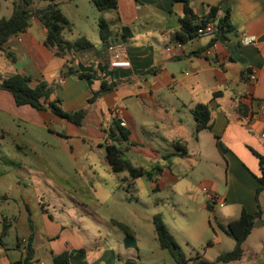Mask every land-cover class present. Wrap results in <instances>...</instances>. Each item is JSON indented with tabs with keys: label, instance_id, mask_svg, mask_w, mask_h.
<instances>
[{
	"label": "crops",
	"instance_id": "obj_1",
	"mask_svg": "<svg viewBox=\"0 0 264 264\" xmlns=\"http://www.w3.org/2000/svg\"><path fill=\"white\" fill-rule=\"evenodd\" d=\"M3 2L11 5V0H2L0 9ZM55 3L67 23L62 31L63 39L72 43L85 38L93 47L56 56L44 44L46 29L38 19L32 18L24 33L5 44L9 57L0 51V58L6 63L0 69V80L20 74L30 78L31 87L44 82L52 88V99L61 101L63 111L87 110V113L82 124L76 126L49 112L29 106L16 107L12 96L0 90V133L2 137L17 136L24 125H30L47 129L71 143L103 148L104 169L114 183L113 189L103 199L94 198L98 205L94 209L84 205L81 199L72 200L75 197L68 193L69 203L79 202L88 211H77L78 220L67 222L55 219L48 209L39 205L33 191L23 185L24 176L17 174V170L1 174L0 205H15L18 215L10 210L0 212V235L4 234L0 264L21 260L30 236L34 250L32 264H53L55 256L81 249L86 251L87 264H140V244L154 251H166L160 249L153 218L159 215L172 236L165 217L168 204L172 208L170 222L174 225L185 214L181 211L185 195L199 211H213L217 207L206 203L202 187L219 196L224 206L220 207L219 231L214 232L203 255H196L195 262L264 264L257 260L264 256V240L257 250L249 244L254 231L264 235V189L258 199L263 215L243 243L242 257L229 263L217 262L220 255L234 247V242L231 245L225 240L228 236L220 226L236 220L243 210L249 214L258 210L255 191L261 171L257 156L264 157V0H191V9L198 18L205 17L210 8L218 10L216 19L227 12L231 29L186 43L176 39L183 17L182 2L118 0L116 13L103 14L89 0H56ZM47 4L35 2L34 8ZM117 17L118 24L111 27L112 36L108 45H104L98 21H113ZM120 27L127 28L130 34L123 38ZM114 53L121 54L129 67L112 68ZM70 60L71 67L88 79L65 73L64 66ZM251 75L255 76L254 80L250 79ZM103 83L115 86L89 105L88 100ZM197 105L210 108V129L195 131L192 110ZM7 120L14 123V131L2 126ZM113 120L120 121L128 130L130 144L124 159L136 169L153 171L152 179L141 178L149 181L154 195L168 193L173 195L172 200L156 195L147 204H141L136 183L141 178L131 181L127 173L111 172L105 160V146L110 144L108 134ZM15 147L20 150L23 145L16 143ZM69 152L71 155L72 151ZM16 163L18 171L29 172L24 164ZM84 168L95 171L96 164L86 161ZM93 176L102 186L107 185L98 174ZM119 181L127 182L128 190L127 186L124 190L132 193L127 200L115 196L118 189H123ZM61 208L68 207L63 204ZM88 218L97 225L89 226ZM114 221L128 227L132 236H126L113 225ZM215 247L219 250L217 255L208 258L209 249Z\"/></svg>",
	"mask_w": 264,
	"mask_h": 264
},
{
	"label": "trees",
	"instance_id": "obj_2",
	"mask_svg": "<svg viewBox=\"0 0 264 264\" xmlns=\"http://www.w3.org/2000/svg\"><path fill=\"white\" fill-rule=\"evenodd\" d=\"M0 0V4H1ZM56 0H11L12 11L9 17L0 18V51L9 57L6 53L4 46L9 39L22 34L30 25L32 18L38 19L46 29V36L44 44L46 47L55 51L56 56L61 57L64 54L78 52L81 50L91 49L92 44L85 38H79L74 42L65 41L62 37V31L67 24L66 20L62 17L57 9ZM91 5L100 13H116L118 7V0H89ZM136 1V0H135ZM174 2L183 3V17L180 19L181 29L176 34V39L179 43H186L194 38L199 37L197 31L205 27L208 23L214 26V34L218 36L226 31H229L228 13L216 19L217 9L210 8L209 13L203 17L198 18L192 11L190 2L191 0H172ZM35 2L48 3L43 8H34ZM118 17L113 21H106L100 19L98 21L100 40L104 45H108L109 39L112 36L111 27L118 24ZM120 35L125 38L130 32L125 27L118 29ZM127 35H126V34ZM72 61H68L64 70L69 76H76L80 79H88V76L79 73L71 67ZM30 78L20 74H12L5 76L0 80V90L9 93L12 96L16 107L29 106L37 111L49 112L64 121H68L76 126H80L87 113V110H79L76 112L68 113L62 110L61 101L59 99H52V88L46 83L41 82L35 87L30 86ZM115 86V85H114ZM114 86L101 84L100 89L94 92L88 100V104H93L99 97L111 90ZM192 115L196 122V132L204 129H210V108L207 105H197L192 110ZM110 144L105 146V160L114 174L127 173L128 178L133 181L141 177L152 179V172H144L140 169L132 167V165L124 159V154L129 146L128 130L123 127L122 123L118 120H113L110 132L108 134ZM220 150L222 146L218 144ZM183 156V155H182ZM259 160V168L261 177L259 178V187L255 191V199L258 204V199L264 189V157L257 156ZM128 190V186L126 191ZM263 213L258 204V210L254 214H249L242 211L239 217L228 223L225 227L220 226V229L230 237L234 242L233 249L217 258V262L229 263L237 261L242 257V245L250 235L255 226L256 220L262 217ZM113 225L118 227L123 233L131 237L132 233L128 227L123 224L112 222ZM154 230L160 246V249L169 251L175 258L178 264H185L186 262L178 252L175 241L159 215L153 218ZM6 225L3 226V231L6 230ZM4 234L0 235L1 239ZM32 237L30 236L25 245L24 257L11 264H32L34 258V250L32 247ZM53 264H87L86 251L84 249L72 251L70 253H63L53 258ZM194 264H213L207 261H197Z\"/></svg>",
	"mask_w": 264,
	"mask_h": 264
},
{
	"label": "rangeland",
	"instance_id": "obj_3",
	"mask_svg": "<svg viewBox=\"0 0 264 264\" xmlns=\"http://www.w3.org/2000/svg\"><path fill=\"white\" fill-rule=\"evenodd\" d=\"M92 10L97 12L93 7ZM10 12L11 5L8 2H3L0 9V18L7 17ZM5 65L4 59L0 58V69L4 68ZM2 126H5V128L9 127L14 131V123L10 120H7ZM57 131L62 130L57 128ZM1 135L0 133V175H5L10 170H17V174L21 173L24 176L23 185L33 191L32 193L37 197L39 205L44 206V209H48L55 219H64L67 222L71 221V219L78 220L77 211L81 210L83 213L88 211L82 208L79 202L69 203L67 201L68 193L75 197L72 200L81 199L83 204L90 209L98 206L94 202L95 197L103 199L112 193L111 190L114 183L104 169L103 148L71 143L55 136L47 129H40L30 125H24L23 130L20 133L18 132L17 136L2 137ZM16 143L17 145L18 143L23 145V148L18 150L15 147ZM70 150L72 151L71 155ZM16 161L24 164L29 172L18 171ZM86 161L96 164V170L85 169L84 164ZM183 162L187 161L183 160ZM93 173L98 174L99 178L106 180L107 185L102 186L98 182L99 180L95 179ZM27 175L29 176L27 177ZM118 183L123 189H118L115 196L127 200V197L132 194H127L124 190L127 182L119 181ZM136 183L140 191L141 201L144 202H141V204H147L149 199L156 197V195L161 196L160 194L154 195L151 192L150 183L146 178H141ZM162 195L161 197L166 196L169 201L173 198V195L168 193ZM184 198L185 206L181 211H185V214L177 219V223H175L177 226L170 222L172 208H170L169 204L165 210L166 215H164L169 223L168 225H170L169 228L178 252L184 260L189 261L188 264H193L196 261V255L202 256L206 244L213 240L214 232L219 231L218 224L221 220L222 209L218 205H212L217 206L213 211L209 209L199 211L198 206L191 202L188 199L189 197L185 195ZM63 204L67 205L68 208H61ZM141 204L140 207H142ZM8 210L18 215V209L15 205L10 204L7 206V204L1 203L0 212L4 213ZM104 211L107 212L108 210ZM123 216L125 217L124 213ZM87 220L89 226L91 224L97 225L95 220L90 218ZM226 238L225 240L232 245L233 240L230 237ZM249 240L251 248L257 250L260 241L264 240V235L262 236L260 232L254 231ZM139 247L140 264H178L169 251H154V249L151 250L145 244H140ZM218 251V247L209 249L207 257L211 258L217 255ZM157 252H160L159 255H157ZM245 258L248 259L250 257L245 256ZM257 260L264 261V256L258 257Z\"/></svg>",
	"mask_w": 264,
	"mask_h": 264
},
{
	"label": "built area",
	"instance_id": "obj_4",
	"mask_svg": "<svg viewBox=\"0 0 264 264\" xmlns=\"http://www.w3.org/2000/svg\"><path fill=\"white\" fill-rule=\"evenodd\" d=\"M213 31H214L213 24L208 23L205 27L199 29L197 31V34L199 37L210 36L213 34ZM109 50H112V48H110ZM110 66L112 68H128L129 62L125 60L121 54L114 53L112 57V61L110 62ZM250 79L254 80L255 76L251 75ZM59 84H62V80L59 81ZM201 192L208 205H218L219 207L224 206V201L220 199L219 196L212 193L211 190H209L207 187H202Z\"/></svg>",
	"mask_w": 264,
	"mask_h": 264
}]
</instances>
